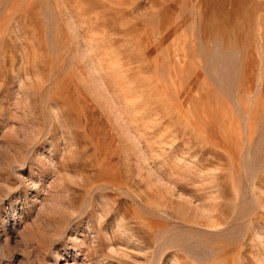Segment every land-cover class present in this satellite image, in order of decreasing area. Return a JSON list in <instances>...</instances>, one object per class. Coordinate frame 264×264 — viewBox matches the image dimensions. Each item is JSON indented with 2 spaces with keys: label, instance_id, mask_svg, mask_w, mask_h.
I'll return each instance as SVG.
<instances>
[{
  "label": "rangeland",
  "instance_id": "1",
  "mask_svg": "<svg viewBox=\"0 0 264 264\" xmlns=\"http://www.w3.org/2000/svg\"><path fill=\"white\" fill-rule=\"evenodd\" d=\"M0 264H264V0H0Z\"/></svg>",
  "mask_w": 264,
  "mask_h": 264
}]
</instances>
